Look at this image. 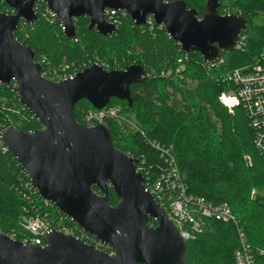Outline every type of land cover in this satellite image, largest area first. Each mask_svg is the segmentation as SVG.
Returning a JSON list of instances; mask_svg holds the SVG:
<instances>
[{
    "label": "water",
    "instance_id": "obj_1",
    "mask_svg": "<svg viewBox=\"0 0 264 264\" xmlns=\"http://www.w3.org/2000/svg\"><path fill=\"white\" fill-rule=\"evenodd\" d=\"M3 1L15 13L0 12V85L15 81L20 102L44 128L27 132L9 125L1 139L39 195L115 253L55 230L44 234L45 246L28 245L0 231V264H188L186 241L146 190L145 177L136 169L138 158L115 147L106 123H81L75 110L82 99L97 109L114 97L132 105L131 85L146 82L148 70L139 63L110 70L93 63L73 78L54 81L42 75L35 51L14 32L21 20L38 19L35 8L41 1L71 39L78 36L75 20L80 16L90 18L89 29L113 35L118 26L106 19L107 9L126 10L136 25H144L153 14L183 52H199L205 61L214 62L225 51L235 50L248 19L220 14V0H206L201 15L186 0ZM111 187L119 197L116 205L109 201Z\"/></svg>",
    "mask_w": 264,
    "mask_h": 264
},
{
    "label": "trees",
    "instance_id": "obj_2",
    "mask_svg": "<svg viewBox=\"0 0 264 264\" xmlns=\"http://www.w3.org/2000/svg\"><path fill=\"white\" fill-rule=\"evenodd\" d=\"M186 2L200 15L204 12L206 0ZM234 4L248 19L249 37L244 49L225 51L221 65L208 64L199 52H183L165 28L149 30L146 25H136L130 15L122 19L113 35L89 29L90 18L80 16L75 20L78 36L71 39L58 18L45 16L48 10L43 1L36 5L38 19L34 23L21 20L14 34L35 51L37 61L46 59L43 66L50 69L80 70L95 62H108L110 69L132 63L143 65L150 77L144 83L131 85L132 105L116 97L108 105H120L122 112L132 113L146 135L116 119L106 120L115 147L124 153L144 154L147 165H153L151 169L158 172L163 161L151 141L173 144L189 191L214 203L228 202L253 245L264 248V155L254 144V131L245 109L237 107L235 113H230L219 101L220 93L226 89L221 74L250 64L264 54V0H234ZM6 10L10 11V6L0 0V12ZM180 57L186 68L178 72ZM14 86V81L0 85V120L9 118L27 132L44 128L39 119L26 117L31 116V111L20 104ZM91 108L87 99L77 103L79 122L86 124L85 112ZM30 181L14 154L4 152L0 146V231L6 235L15 233L18 240L29 235L20 224L23 215L40 211L68 218L43 199ZM94 190L101 193L96 186ZM109 201L111 205L119 201L112 187ZM67 222L76 224L70 218ZM151 223L157 224L154 219ZM202 228L194 239L186 240V262L235 264L234 251L239 244L235 226L207 219Z\"/></svg>",
    "mask_w": 264,
    "mask_h": 264
},
{
    "label": "built area",
    "instance_id": "obj_3",
    "mask_svg": "<svg viewBox=\"0 0 264 264\" xmlns=\"http://www.w3.org/2000/svg\"><path fill=\"white\" fill-rule=\"evenodd\" d=\"M47 10L48 12L45 16L50 19L58 18L48 7ZM5 12L10 14L15 13L13 9L10 11L6 10ZM219 13L222 15H243L239 6L234 4V0H220ZM105 15L110 23L119 27L122 19L129 14L126 10L107 9ZM144 25H146L149 30L165 28L163 24L156 22L153 14L147 16ZM246 30L241 33L235 49H244L247 46L249 34ZM26 36H28L27 33ZM185 58H187V55ZM178 61L180 64L177 67V71L180 72L186 68V64L183 57H180ZM38 62L42 65V75L54 81L73 78L82 70L78 68L68 70L67 67L60 70L55 68L50 69L49 67L43 66V64H46V59L44 58ZM224 62L225 57L223 55L214 62L207 61L210 65H221ZM95 63L110 70V64L108 62ZM114 63L118 64L119 62L116 61ZM220 77L226 84V89L220 93L219 101L230 113H235L237 107L245 109L250 126L254 131V144L259 152L264 155V54H262L258 60L250 64L236 67L222 73ZM14 84L15 89V81ZM20 104L22 103L20 102ZM123 114L124 112H122V107L120 105H106L102 109L93 107L85 112V121L89 126L104 123L106 120L110 119H116L124 123V121H122ZM29 115L26 116L29 120L33 117L37 118L32 112L31 116ZM13 123L14 121H11L9 118L4 121L0 120V134L4 128L13 125ZM131 126H133L132 129L136 132H139L143 136L146 135L145 131L142 130L136 121L132 122ZM151 144L159 151L163 161V166L158 172H155L154 168L151 169L154 167L153 165H147V157L144 156V154H127L131 157L138 158L136 169L137 172L142 173L145 177L146 190L153 194L155 199L163 206L169 218L178 228L183 239L185 241L194 239L197 233L203 229L202 226L207 219L231 223L235 226L239 239V244L234 251L235 264H264V248L253 245L245 225L234 212L230 204L228 202L214 203L204 196L191 193L187 183L183 179L174 145H162L159 142L152 141ZM0 146L4 152L9 151V148L3 143L1 136ZM29 185L34 188L31 181ZM252 193L255 195L256 190L254 189ZM68 218H64L63 215L55 218L49 213H41L40 211L23 215L20 224L29 235H25L20 241L28 245L45 246L44 234L55 230L75 236L77 239L89 243L97 249L104 250L110 255L115 253L112 246L103 243L101 240L85 231L74 220L73 221L76 223L75 225L69 224L67 222ZM9 236L17 239L15 233Z\"/></svg>",
    "mask_w": 264,
    "mask_h": 264
},
{
    "label": "rangeland",
    "instance_id": "obj_4",
    "mask_svg": "<svg viewBox=\"0 0 264 264\" xmlns=\"http://www.w3.org/2000/svg\"><path fill=\"white\" fill-rule=\"evenodd\" d=\"M130 115V116H129ZM129 115H127L126 113L123 114V117H122V121H124V123L129 126V127H133L131 126L132 125V122H135L134 120V116L132 113H130Z\"/></svg>",
    "mask_w": 264,
    "mask_h": 264
},
{
    "label": "bare ground",
    "instance_id": "obj_5",
    "mask_svg": "<svg viewBox=\"0 0 264 264\" xmlns=\"http://www.w3.org/2000/svg\"><path fill=\"white\" fill-rule=\"evenodd\" d=\"M46 13H47V12H46ZM46 13H45V14H46ZM61 24H62V23H61ZM62 26H63V24H62ZM63 29H64V27H63Z\"/></svg>",
    "mask_w": 264,
    "mask_h": 264
},
{
    "label": "clouds",
    "instance_id": "obj_6",
    "mask_svg": "<svg viewBox=\"0 0 264 264\" xmlns=\"http://www.w3.org/2000/svg\"><path fill=\"white\" fill-rule=\"evenodd\" d=\"M36 60V59H35ZM37 61V60H36ZM38 62V61H37Z\"/></svg>",
    "mask_w": 264,
    "mask_h": 264
},
{
    "label": "flooded vegetation",
    "instance_id": "obj_7",
    "mask_svg": "<svg viewBox=\"0 0 264 264\" xmlns=\"http://www.w3.org/2000/svg\"><path fill=\"white\" fill-rule=\"evenodd\" d=\"M15 33V32H14Z\"/></svg>",
    "mask_w": 264,
    "mask_h": 264
}]
</instances>
